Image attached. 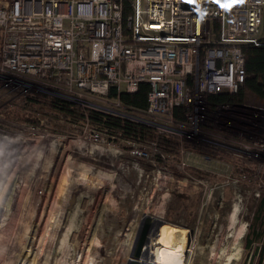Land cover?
<instances>
[{
    "label": "rangeland",
    "instance_id": "obj_1",
    "mask_svg": "<svg viewBox=\"0 0 264 264\" xmlns=\"http://www.w3.org/2000/svg\"><path fill=\"white\" fill-rule=\"evenodd\" d=\"M22 81L0 72V264H126L143 214L174 224L164 232L163 264L256 261L264 246V207L252 217L264 193V103L208 109L204 101L184 122L165 123L121 103L103 108ZM41 95L142 121L185 152L127 150L47 109L29 110L27 97Z\"/></svg>",
    "mask_w": 264,
    "mask_h": 264
},
{
    "label": "built area",
    "instance_id": "obj_2",
    "mask_svg": "<svg viewBox=\"0 0 264 264\" xmlns=\"http://www.w3.org/2000/svg\"><path fill=\"white\" fill-rule=\"evenodd\" d=\"M262 23L264 0H0V72L103 108L148 83L136 111L174 123L175 108L187 120L205 96L238 91Z\"/></svg>",
    "mask_w": 264,
    "mask_h": 264
},
{
    "label": "trees",
    "instance_id": "obj_3",
    "mask_svg": "<svg viewBox=\"0 0 264 264\" xmlns=\"http://www.w3.org/2000/svg\"><path fill=\"white\" fill-rule=\"evenodd\" d=\"M260 39L261 44L259 46H245L243 48L245 79L242 86L233 94L220 93L205 96L206 108L214 109L218 106L245 104L252 98L264 103V23H262ZM148 90L149 84L142 83L137 92L133 94L121 93L118 96V100L121 104L135 110H145L147 107ZM37 97L28 96L25 102L32 112L47 109L55 116V119H61L69 126H74L78 130L87 127L91 131L106 135L111 142L127 144L124 145L127 150L139 148L140 146L154 147L162 154L179 158V152L177 151L178 140L165 133H159L150 126L117 116L102 114L91 109H85L79 104L59 98H48L43 95L39 96L41 98ZM108 97L112 99L117 98L116 91H109ZM185 114L186 109L183 107H177L173 111L174 119L179 122L186 120ZM30 121L34 126H37L38 121H34L33 117ZM196 150L209 154L205 146H199ZM157 156V160L161 161L159 155ZM190 167L192 168L191 171L199 176L208 174V172L200 170L197 167ZM257 200L258 207L252 211L253 220L256 221L259 218L261 208L264 207V204H261L264 202V193H261ZM255 235L259 237L260 234L256 233ZM249 238L247 235L245 248L250 247L251 239ZM253 264H264V246L260 247L256 255V261Z\"/></svg>",
    "mask_w": 264,
    "mask_h": 264
},
{
    "label": "water",
    "instance_id": "obj_4",
    "mask_svg": "<svg viewBox=\"0 0 264 264\" xmlns=\"http://www.w3.org/2000/svg\"><path fill=\"white\" fill-rule=\"evenodd\" d=\"M164 220L156 218L152 215L143 214L139 222L138 229L134 238V243L126 264H146L147 261L153 263L152 247L156 244L160 227L164 224ZM193 236V229L187 228L186 231V247L188 248ZM187 251L184 253L186 254Z\"/></svg>",
    "mask_w": 264,
    "mask_h": 264
},
{
    "label": "bare ground",
    "instance_id": "obj_5",
    "mask_svg": "<svg viewBox=\"0 0 264 264\" xmlns=\"http://www.w3.org/2000/svg\"><path fill=\"white\" fill-rule=\"evenodd\" d=\"M236 208L235 206H232V212H231V218H234L236 215ZM174 224L169 223V222H164V224L160 227L159 232L157 236L155 237L156 244L153 245L152 247V253H153V264H158L157 260L159 263L163 264V262L159 259H163L164 254H166V245H165V235L164 232L168 229L171 228Z\"/></svg>",
    "mask_w": 264,
    "mask_h": 264
}]
</instances>
